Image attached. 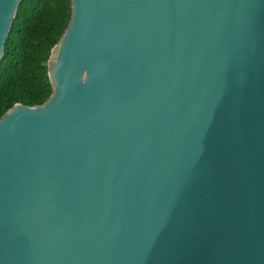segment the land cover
<instances>
[{"label":"water","instance_id":"water-1","mask_svg":"<svg viewBox=\"0 0 264 264\" xmlns=\"http://www.w3.org/2000/svg\"><path fill=\"white\" fill-rule=\"evenodd\" d=\"M69 1L0 117V264H264V0Z\"/></svg>","mask_w":264,"mask_h":264},{"label":"trees","instance_id":"trees-1","mask_svg":"<svg viewBox=\"0 0 264 264\" xmlns=\"http://www.w3.org/2000/svg\"><path fill=\"white\" fill-rule=\"evenodd\" d=\"M69 0H22L0 59V117L14 104L42 105L50 96V51L69 21Z\"/></svg>","mask_w":264,"mask_h":264}]
</instances>
